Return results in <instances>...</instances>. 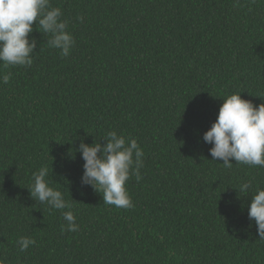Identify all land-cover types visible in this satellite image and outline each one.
<instances>
[{
	"label": "trees",
	"instance_id": "16d2710c",
	"mask_svg": "<svg viewBox=\"0 0 264 264\" xmlns=\"http://www.w3.org/2000/svg\"><path fill=\"white\" fill-rule=\"evenodd\" d=\"M75 45L33 32L31 67L0 84V258L6 264H264L248 206L264 167L226 168L203 134L223 98L264 103V0H51ZM78 17H82L81 21ZM116 131L143 149L129 209L81 182V141ZM70 208L31 197L32 173ZM251 181L247 192L239 191ZM73 211L77 232L66 228ZM36 241L20 251L17 240Z\"/></svg>",
	"mask_w": 264,
	"mask_h": 264
},
{
	"label": "clouds",
	"instance_id": "9594fccd",
	"mask_svg": "<svg viewBox=\"0 0 264 264\" xmlns=\"http://www.w3.org/2000/svg\"><path fill=\"white\" fill-rule=\"evenodd\" d=\"M60 7H53L51 0H0V63L3 67L33 64L37 41L30 38L33 22L47 37V44L57 49L62 57H68L75 45V39L68 31V21L62 19ZM81 21L82 17H78ZM10 74H0V84H8ZM106 143L87 144L81 141L76 151L81 153L83 175L81 182L102 193L103 202L117 208H132L133 202L126 184L134 175L139 181L143 167V149L134 138L125 137L116 131L109 132ZM203 141L211 144L209 153L212 160H220L226 168H232V160L237 164L264 167V103L254 105L241 97V92L223 98V103L215 122L204 132ZM49 169L40 167L32 173L31 197L51 209H69L64 193L52 186L48 179ZM251 181L242 183L239 191L247 193ZM66 228L62 231L77 232L73 211H63ZM248 217L255 221L260 240H264V189H257L248 206ZM36 241L21 236L17 240L20 251H26ZM0 264H6L0 258Z\"/></svg>",
	"mask_w": 264,
	"mask_h": 264
}]
</instances>
